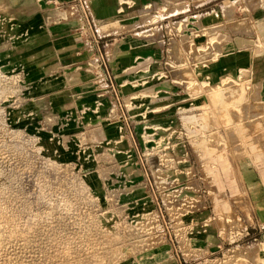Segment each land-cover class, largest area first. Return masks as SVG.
Returning <instances> with one entry per match:
<instances>
[{
  "label": "rangeland",
  "instance_id": "rangeland-1",
  "mask_svg": "<svg viewBox=\"0 0 264 264\" xmlns=\"http://www.w3.org/2000/svg\"><path fill=\"white\" fill-rule=\"evenodd\" d=\"M176 11L160 56L114 78L103 102L46 106L19 74L28 41L0 0V264H53L39 255L49 230L76 235L86 211L116 236L125 227L100 238V264L264 262V0Z\"/></svg>",
  "mask_w": 264,
  "mask_h": 264
},
{
  "label": "crops",
  "instance_id": "crops-1",
  "mask_svg": "<svg viewBox=\"0 0 264 264\" xmlns=\"http://www.w3.org/2000/svg\"><path fill=\"white\" fill-rule=\"evenodd\" d=\"M5 2L13 7L16 35L28 41L20 55L19 74L32 81L39 102H46V106H49L55 96H68V100L79 103L103 102V96L100 95L112 92L110 81L114 78L117 80L138 65L148 64L151 59L158 58L161 45L175 30L173 16L177 15V4L181 0ZM218 4L212 3L206 9L216 11ZM168 7L176 10L166 13ZM147 8L156 10L149 15ZM85 11L92 17L94 30L102 43L112 75L110 79L104 77L105 68L99 62L92 68V58L99 59L100 56L87 51L91 33L85 29ZM105 26L109 28L101 32ZM200 232L210 234L211 228L201 226ZM211 244L208 245L211 250L217 246Z\"/></svg>",
  "mask_w": 264,
  "mask_h": 264
},
{
  "label": "bare ground",
  "instance_id": "bare-ground-1",
  "mask_svg": "<svg viewBox=\"0 0 264 264\" xmlns=\"http://www.w3.org/2000/svg\"><path fill=\"white\" fill-rule=\"evenodd\" d=\"M108 28L109 26L103 27L101 29V32H105ZM219 87H215L211 90V98L216 103L219 102V97L222 95L221 86ZM75 224L78 228V232L76 235H68L66 232V227L49 230L51 233H53L52 239L49 241H45V244L48 246L41 247L39 255L47 256L46 260L53 261V264H100L102 258L106 254L107 248L100 246L102 245V243H104L100 241V238L107 237V240L105 241L114 243L118 236H120L119 234L125 231V227L121 224H118L116 226V232L118 233V236H116L109 230L104 231L100 227V222L97 219V216L93 212L89 211L80 214L75 219ZM93 229L98 231L96 235L99 236V240L96 236L91 234V230ZM3 232L4 227L0 223V245H3L4 241L6 240L2 237ZM10 234L12 235L13 233ZM8 238L10 241H12L13 236H9ZM8 249V246L1 248V250H5V252H7ZM17 258V254H15V257L7 259L9 261L8 263L18 264L19 260ZM49 263L50 262H45L44 264ZM241 264L252 263L244 261ZM260 264H264V262Z\"/></svg>",
  "mask_w": 264,
  "mask_h": 264
},
{
  "label": "built area",
  "instance_id": "built-area-1",
  "mask_svg": "<svg viewBox=\"0 0 264 264\" xmlns=\"http://www.w3.org/2000/svg\"><path fill=\"white\" fill-rule=\"evenodd\" d=\"M84 16H85V21H86V28L85 29H87V30L90 29L89 32L91 33V37L89 38V41L87 44L88 45L87 51L90 53H94L95 55L99 54V56H100L99 59L92 58V62H94V64L92 65V68H94L96 66V62L97 63L99 62L105 68L104 69V71H105L104 77H106L107 79H110V77L112 75H111L110 70L108 68L107 60L104 57V53L102 50V43H101L99 37L96 35L97 33L93 29V27H94L93 26V24H94L93 19H92V17H90L88 11L84 12ZM93 59H94V61H93ZM109 84H110L109 88L111 89V91H114L115 87L113 86V81H110ZM120 119L122 120V123L125 126L126 134L129 135L131 130L129 129V126H128V123H129L128 117L123 113L120 115Z\"/></svg>",
  "mask_w": 264,
  "mask_h": 264
}]
</instances>
